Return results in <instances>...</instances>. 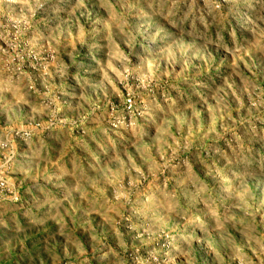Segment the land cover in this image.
<instances>
[{"label":"rangeland","instance_id":"1","mask_svg":"<svg viewBox=\"0 0 264 264\" xmlns=\"http://www.w3.org/2000/svg\"><path fill=\"white\" fill-rule=\"evenodd\" d=\"M0 264H264V0H0Z\"/></svg>","mask_w":264,"mask_h":264}]
</instances>
